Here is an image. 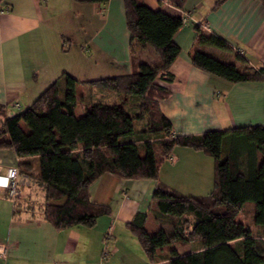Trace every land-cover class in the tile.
<instances>
[{
    "label": "crops",
    "instance_id": "crops-1",
    "mask_svg": "<svg viewBox=\"0 0 264 264\" xmlns=\"http://www.w3.org/2000/svg\"><path fill=\"white\" fill-rule=\"evenodd\" d=\"M143 1L154 11L167 9L161 0ZM218 1L186 0L182 10L171 9L189 14L191 23L175 37L181 52L169 69L173 82L158 81L171 93L159 107L172 123L174 134L206 135L209 146L221 145L212 133L264 126V79L231 84L192 63L193 54L204 51L241 69H264L263 3L227 0L217 6ZM200 24L205 33L220 37L230 49L199 46L196 26ZM77 34L79 44L72 53L68 41ZM238 51L243 52L245 62ZM70 52L73 59L65 61ZM144 62L156 65L160 58L151 48L133 54L124 0H109L103 5L74 0L0 1V106L9 116L28 109L56 81L64 90L66 75L79 83L77 109L82 115L92 103L114 100L113 94L89 83L131 75ZM4 121L0 116V130ZM34 160L41 165L42 178V157L18 158L10 148L0 149V176L11 168L19 172L24 167L32 174ZM20 173L16 197L0 188V245L7 248L0 264H151L128 226L138 213L147 214V222L153 217L157 181L104 175L93 183L89 195L93 203L109 206L111 215L101 218L93 228L57 230L37 208L27 209L22 203L26 198L30 205L29 196L33 197L38 184L28 180L26 185L27 176ZM214 175L213 158L202 151L176 148L161 166L159 182L177 193L198 196L213 190ZM22 189L29 193L24 195ZM22 195L25 197L19 199ZM105 250L108 256L103 258Z\"/></svg>",
    "mask_w": 264,
    "mask_h": 264
},
{
    "label": "trees",
    "instance_id": "trees-1",
    "mask_svg": "<svg viewBox=\"0 0 264 264\" xmlns=\"http://www.w3.org/2000/svg\"><path fill=\"white\" fill-rule=\"evenodd\" d=\"M74 1L103 5L109 0ZM226 1L219 0L217 6ZM160 2L167 9L154 11L143 0H124L133 54L151 48L159 64L140 63L131 75L89 83L113 94L114 100L92 103L80 116L79 83L69 75L64 90L60 81L54 82L28 109L13 116L0 106L5 118L0 149L10 148L18 158H43L44 176L37 180L44 193L41 214L57 230L93 228L111 215L109 206L93 203L89 195L90 187L104 175L153 180L158 185L152 215L160 229L149 233L144 213L136 214L128 226L151 264H264V126L212 133L220 139L219 146H209L206 135L174 134L159 107L171 93L158 81L174 80L169 69L180 55L175 37L184 24L182 15L171 9L182 10L186 0ZM196 31L199 46L230 49L220 37L205 33L201 24ZM192 63L231 84L264 79V69H241L204 51L194 53ZM176 148L213 158L214 188L209 195L186 196L159 182L161 166ZM242 215L252 219L251 226L218 224ZM178 243L194 246L183 254L174 248Z\"/></svg>",
    "mask_w": 264,
    "mask_h": 264
},
{
    "label": "rangeland",
    "instance_id": "rangeland-1",
    "mask_svg": "<svg viewBox=\"0 0 264 264\" xmlns=\"http://www.w3.org/2000/svg\"><path fill=\"white\" fill-rule=\"evenodd\" d=\"M94 22H95V28H96L98 22H97V20H95ZM92 31H94V29L91 30L90 34H89V31H88V36H91ZM78 33H80V32H78ZM77 36H75L74 39L71 42H69L70 40L68 41V44L72 47V51H71L72 53L78 47V44H79V41H77V39L80 37V35L77 34ZM86 36L87 35H85L84 37H86ZM71 52H70L69 56L67 58H65V61L72 60L73 59V55H72ZM69 66H72V64H70ZM80 112L81 111L78 108L76 114H78V116H80ZM262 158L263 157L260 156V160H262ZM32 164H33V168H34V171H33L32 174H30V173L27 172V170H26L27 167H24L23 171H22V169L19 170V172H21L20 174H23V175L27 176L26 177L27 181H25L26 182L25 183L26 185H28V183H30V181L32 183H34V182H36V180H38V178L39 179L41 178V171H40L41 170V165H40V163L37 160H34L32 162ZM28 180H30V181L28 182ZM37 184H38V181H37ZM18 185H19V178H18ZM37 187H38V189L36 188V190H35L36 192L35 193H31L33 195V197L32 196H29L30 205L25 201L26 198L22 199L23 197H25L24 195H26V194L29 193V190L28 189H22V191L24 190V193H23L24 195L20 196L19 199H22V203L23 204H27V209H29L30 207H33V209L34 208L35 209L37 208L36 211L40 215H42L41 214V212H42L41 208L44 205V199H43L44 198L43 197L44 196V193H43L42 187L39 184H38ZM17 193H18V190H17L16 194H14L12 197H16L17 196ZM209 194L210 193H203V195H198V196L205 197V196H207ZM186 196H188V195L186 194ZM192 196H194V195H192ZM19 207L21 209H23L21 204L19 205ZM251 222H252V219L248 218L247 215L246 216H243L242 215L238 219H236L234 222L218 221V224L221 227H223V228H228V227L241 226V225L251 226ZM146 229H147V231L149 233L154 234V233H156L160 229V225L156 222V220H155L154 217H150L149 220H148V222H147V224H146ZM204 244H205V242H204ZM193 246H194L193 244L178 243V244L175 245L174 248L177 249L179 251V253H183L184 254L185 252H189L190 249L193 248ZM168 249H171V247H167V250ZM167 250H165V251H167Z\"/></svg>",
    "mask_w": 264,
    "mask_h": 264
},
{
    "label": "built area",
    "instance_id": "built-area-1",
    "mask_svg": "<svg viewBox=\"0 0 264 264\" xmlns=\"http://www.w3.org/2000/svg\"><path fill=\"white\" fill-rule=\"evenodd\" d=\"M180 14L182 15L184 25L191 23V17L189 14L185 12H180ZM238 53L241 57L244 58V54L242 51H238ZM16 108L19 109L20 106L16 105ZM13 115L14 113L11 114L10 116ZM18 176H19V172L17 169L15 168L9 169L5 176H0V188L8 190L10 195L13 196L14 194H16L18 190ZM103 254H104V258L108 256L106 250L104 251ZM6 255H7V248L4 245H0V259L5 258Z\"/></svg>",
    "mask_w": 264,
    "mask_h": 264
}]
</instances>
